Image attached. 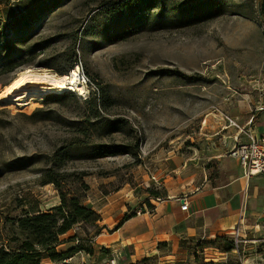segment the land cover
I'll return each mask as SVG.
<instances>
[{
    "label": "rangeland",
    "instance_id": "1",
    "mask_svg": "<svg viewBox=\"0 0 264 264\" xmlns=\"http://www.w3.org/2000/svg\"><path fill=\"white\" fill-rule=\"evenodd\" d=\"M0 34V91L28 68L65 74L82 64L90 80L85 97L0 101V247L13 244L11 219L60 205L63 190L99 219L61 236L58 252L75 248L67 259L43 253L39 264H264L262 177L256 192L245 185L243 221L229 231L207 226L136 261L104 239L170 193L234 180L233 165L208 158L201 123L225 110L241 128L264 125L257 0H0ZM13 60L22 64L9 71ZM47 172L61 187L44 183Z\"/></svg>",
    "mask_w": 264,
    "mask_h": 264
},
{
    "label": "crops",
    "instance_id": "2",
    "mask_svg": "<svg viewBox=\"0 0 264 264\" xmlns=\"http://www.w3.org/2000/svg\"><path fill=\"white\" fill-rule=\"evenodd\" d=\"M220 111L227 113L225 110ZM220 111H212L206 116L201 127L206 130V136L211 143L208 146L211 151L208 158L218 159L224 166L233 165L230 174L234 180L225 188L204 186L188 194V211L181 210L176 199L181 194L170 193L164 200L155 204V212L152 214L144 213L127 219L104 239L110 246H119L128 252L130 261L154 255L159 252L160 244L169 245L182 236L201 232L207 226L216 232L229 231L237 223H242L245 212L241 205L244 203L243 198L249 196L251 190L250 187L245 189V185L253 186L252 192H256V177H264L254 175L246 178L239 161L229 155L230 148L238 141L247 140V136L233 127L224 128L225 122ZM256 116L255 113L251 119L255 121ZM242 125L245 126V131L259 137L264 136L263 124L246 122ZM227 191L231 193L229 198L224 197Z\"/></svg>",
    "mask_w": 264,
    "mask_h": 264
},
{
    "label": "trees",
    "instance_id": "3",
    "mask_svg": "<svg viewBox=\"0 0 264 264\" xmlns=\"http://www.w3.org/2000/svg\"><path fill=\"white\" fill-rule=\"evenodd\" d=\"M257 12L260 20L264 22V0H257ZM208 17H212L210 12ZM215 15V14H214ZM38 16H35V19ZM34 18L24 16L22 20L25 24L33 21ZM1 35V34H0ZM10 51L14 52L13 48ZM22 64L20 60H13L7 64V69L12 71ZM58 100L65 98L64 95H57ZM94 107L97 106L95 98L88 100ZM42 108L37 111H41ZM44 183L53 182L57 187H61L58 179L52 173L47 172ZM152 207L151 204H149ZM135 214H126L117 224L120 227L127 219ZM99 216L94 210L82 205L81 198L61 190L60 205L48 210H23L22 215L11 219L14 230L9 238L11 246L6 249L5 245L0 247V264H39L43 253H47L52 260L67 259L75 252V248L68 251L58 252L56 246L61 243V236L70 231L79 222L95 223ZM82 249V248H81ZM134 264V263H131Z\"/></svg>",
    "mask_w": 264,
    "mask_h": 264
},
{
    "label": "bare ground",
    "instance_id": "4",
    "mask_svg": "<svg viewBox=\"0 0 264 264\" xmlns=\"http://www.w3.org/2000/svg\"><path fill=\"white\" fill-rule=\"evenodd\" d=\"M79 69V66H76L65 74L25 69L0 91V101L18 106L54 91H76L78 94H84L86 85L79 76Z\"/></svg>",
    "mask_w": 264,
    "mask_h": 264
},
{
    "label": "built area",
    "instance_id": "5",
    "mask_svg": "<svg viewBox=\"0 0 264 264\" xmlns=\"http://www.w3.org/2000/svg\"><path fill=\"white\" fill-rule=\"evenodd\" d=\"M77 66H79V68L81 67L83 70L82 64L80 65L77 64ZM82 70L79 71V76L83 80L84 84L88 86L90 80ZM72 92H76V91H72ZM79 95L85 97V94H79ZM220 113L225 122L224 128L226 127L236 128L239 130V133L245 134L247 136V140L238 141L234 146L230 148L229 155L236 158L239 161L243 171V175L246 178H249L250 176H254V175H260L264 177V136L259 137L250 133L249 131H244L245 128H241L236 118L231 117L227 113L224 112L222 113L221 111ZM176 199L180 204L181 210L188 211L190 205L188 194H181ZM141 210L137 211L138 214L142 212ZM144 213L152 214L153 211L146 209ZM235 228L236 227H234L233 230H235ZM238 232L239 230H237V233Z\"/></svg>",
    "mask_w": 264,
    "mask_h": 264
}]
</instances>
